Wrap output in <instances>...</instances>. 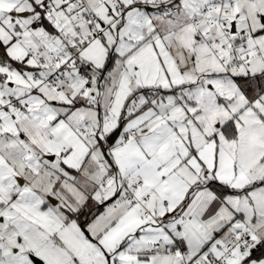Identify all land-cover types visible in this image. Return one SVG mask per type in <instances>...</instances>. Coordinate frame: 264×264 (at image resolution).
Returning <instances> with one entry per match:
<instances>
[{"label":"snow or ice","instance_id":"6c2138e0","mask_svg":"<svg viewBox=\"0 0 264 264\" xmlns=\"http://www.w3.org/2000/svg\"><path fill=\"white\" fill-rule=\"evenodd\" d=\"M0 264H264V0H0Z\"/></svg>","mask_w":264,"mask_h":264}]
</instances>
